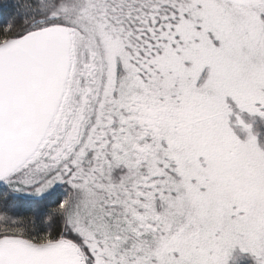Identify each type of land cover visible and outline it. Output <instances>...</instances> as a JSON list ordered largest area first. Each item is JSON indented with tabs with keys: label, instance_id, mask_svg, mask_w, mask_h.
Listing matches in <instances>:
<instances>
[{
	"label": "snow or ice",
	"instance_id": "snow-or-ice-1",
	"mask_svg": "<svg viewBox=\"0 0 264 264\" xmlns=\"http://www.w3.org/2000/svg\"><path fill=\"white\" fill-rule=\"evenodd\" d=\"M258 122L264 0H0V264H264Z\"/></svg>",
	"mask_w": 264,
	"mask_h": 264
},
{
	"label": "trees",
	"instance_id": "trees-1",
	"mask_svg": "<svg viewBox=\"0 0 264 264\" xmlns=\"http://www.w3.org/2000/svg\"><path fill=\"white\" fill-rule=\"evenodd\" d=\"M257 127L259 128V130L261 132V139H264V123L258 122L257 123ZM19 211L22 214L30 215L32 209H29V208H20ZM241 264H252V261L251 260H245V261H242Z\"/></svg>",
	"mask_w": 264,
	"mask_h": 264
}]
</instances>
